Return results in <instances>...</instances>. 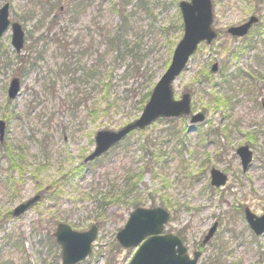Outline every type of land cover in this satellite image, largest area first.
Here are the masks:
<instances>
[{
  "label": "rangeland",
  "instance_id": "374dc122",
  "mask_svg": "<svg viewBox=\"0 0 264 264\" xmlns=\"http://www.w3.org/2000/svg\"><path fill=\"white\" fill-rule=\"evenodd\" d=\"M109 1L94 0L74 24L73 36L89 43L93 37L84 32L85 26L96 21L115 24L117 15L109 13L106 6L102 11L97 6ZM180 1L131 0L129 5V11H135L132 19L137 18L136 25L142 26L138 29L139 36L147 27L151 30L143 40L150 49L145 64L155 74L151 90L164 74L183 36ZM213 1L215 28L223 34L211 45L202 42L174 83L175 98L191 90L193 111L206 110V119L193 130L189 129L192 125L188 118L178 121L188 129L182 133L183 154L176 149V154L169 153L161 157V164L155 163L158 149L170 151L176 142L167 130L171 121L160 119L143 131L130 134L124 144L97 162L81 167L94 149L98 130L119 129L141 111L130 105L131 117L129 109L110 116L90 114L83 93L76 92L69 76L59 75L63 56L51 42L46 47L38 43V52L47 49L44 57H38L32 50L37 66L22 74L25 68L21 60L28 55L29 35L33 33L35 39L46 25L37 27L41 11L26 23L21 19L33 9L32 0H0V7L10 3L11 19L21 22L26 31L20 53L11 44L10 28L0 36V119L6 122L5 136L0 141V264H51L56 258L55 251L40 240L60 222L79 231L98 225L93 252L77 264H128L137 246H119L116 234L135 209L131 203L135 195L139 196L141 207L161 206L169 210L171 220L165 231L181 234L191 257L194 251H200L199 264H264V233L255 234L244 214L246 207L257 215L264 212V0L256 12L254 4L261 0ZM252 14L259 15L261 25L249 42H238L227 35L229 26ZM63 19L61 25L66 24L65 15ZM72 39L68 38L69 42ZM216 62L219 70L213 73L211 68ZM222 69L225 76L241 72L240 77L232 79V88L215 87L222 95L233 97L230 109L213 107L210 103L211 83L222 80ZM13 77L21 80V90L10 99L8 88ZM117 79L123 83L118 76ZM133 83L131 79L129 85ZM211 129L219 131L216 137L207 135ZM201 136L205 138L203 141ZM145 138L156 143L151 148L153 159L144 150L148 146L143 145ZM243 144L250 145L254 153L246 172L236 153ZM7 148L20 160L19 169L11 167ZM213 167L228 175L226 185L211 184ZM128 176L133 177L132 181L140 177L141 181L131 196L127 194V199L111 203V196L125 188ZM54 183L61 192L57 199L46 191ZM38 193L43 196L35 206L24 215L12 216L18 204ZM216 223L215 235L204 244V236ZM8 234H14V239H7ZM17 236L25 243L22 251L14 246Z\"/></svg>",
  "mask_w": 264,
  "mask_h": 264
},
{
  "label": "trees",
  "instance_id": "16d2710c",
  "mask_svg": "<svg viewBox=\"0 0 264 264\" xmlns=\"http://www.w3.org/2000/svg\"><path fill=\"white\" fill-rule=\"evenodd\" d=\"M93 1L94 0H32L34 3L33 9L26 12L21 19H23V21L25 20L24 22L26 23L27 19L34 18L37 15V11H41L42 15L37 21V27L39 29L45 25L46 27L35 39L33 33H30L29 37H31V39L29 38L28 55L24 57L25 59L21 60L25 68L22 74L30 73L37 66V58L33 56L32 50L37 52L38 57H44L47 49L38 52V43L42 42L41 46L46 47V43L51 42L55 45L56 50L63 56L62 62L59 63V75L65 74L69 76L68 81L71 84H75L76 92L80 90L83 93L84 104L90 114L95 116H110L111 114H119L125 109H129V117H131L133 113L131 112L130 105L133 109L135 108L139 112L142 111L150 95L151 89L149 88L153 82V75L155 76L154 73L152 75L151 68L145 64L150 49L144 46L143 40L144 35L151 33V30L150 27H147L146 31L141 30L142 33L139 36L138 29H141L142 26H139V28L136 25L138 21L135 19L137 18L132 19L135 11H129L131 0H116L114 2L110 0L106 4L101 2L97 6L101 11L104 9L103 7L106 6L109 13L117 15L118 21L113 25L104 24L100 21L93 22V24L85 26L83 29L86 34L92 35V40L89 43L84 40H79V38L76 37L77 35L73 36L74 33L72 32V28L74 24L80 20L81 15L88 9ZM261 3H263L262 0L255 2L253 12H256V7ZM60 15L62 16L60 17ZM64 15L66 16V24L61 25L60 21L64 20ZM67 16H69V18H67ZM260 25L261 24H258V26ZM56 29H59V32H57ZM144 31L146 32L145 34ZM251 35H253V32L249 34V37ZM68 38H73V41L69 42ZM166 63H168V61ZM224 73L225 71L222 69L220 71V76H222L220 82L211 83L209 92L211 96L210 103L214 105L213 107L221 108V106H226L230 109L233 97L222 95L221 91L215 89V87L227 85V87L232 88V79L240 77L241 72H233L228 76H225ZM117 76L123 82L122 84L117 79ZM142 78H144V83L140 81ZM131 79H133L134 83L129 85ZM204 93H206V91ZM181 120L185 121V119ZM178 121L179 119L171 120L172 125L167 129L169 135L173 139L176 138L174 148L170 147V151L158 149V158L155 157L154 153L151 151L154 142L146 138L144 139L143 145H148L145 151L152 159L155 157V163L158 162L161 164V157L163 159V157L169 153L176 154V149L181 153L184 149L182 133L188 129L185 124L179 125ZM218 133L219 131L217 129L207 131L208 136L213 135L216 137ZM204 139L205 138L201 136V140L203 141ZM124 142L125 141L120 144H124ZM154 144L156 145V143ZM7 152H10L8 158L12 161L11 167L13 169H19L20 163H18V161L20 160L18 157L12 156V150L9 148H7ZM181 154H183V152ZM172 158L175 159V157ZM156 159L158 160L156 161ZM205 162H207V160H205ZM205 166H207V163H205ZM81 167H85V165L82 164ZM152 169H154V166H152ZM153 171L156 172L155 170ZM132 179L133 177H129L125 186H123L125 188L121 189L119 193L111 196V203L124 201V199H127V194L131 196V192L137 187L138 182L141 181L140 177L136 178L134 181H132ZM53 190L57 191L56 195L52 193ZM46 191L52 195L51 197L53 199L59 198L61 194L56 183L51 185ZM131 203L134 207L140 205L141 200L139 196L135 195L131 197ZM38 223L41 224L42 222L39 221ZM14 237V234H8L6 236V238L10 240L14 239ZM40 242L48 245L51 250L55 251V262L53 261L51 264H59L61 248L57 244L53 233L49 232L48 236H45ZM24 244L23 238L17 236V240L14 241V246L22 251L24 249Z\"/></svg>",
  "mask_w": 264,
  "mask_h": 264
},
{
  "label": "water",
  "instance_id": "95a60500",
  "mask_svg": "<svg viewBox=\"0 0 264 264\" xmlns=\"http://www.w3.org/2000/svg\"><path fill=\"white\" fill-rule=\"evenodd\" d=\"M179 7L183 17L184 34L174 49L171 62L152 89L149 100L144 106L141 115L134 120L123 125L119 129L105 128L97 131L95 135V148L84 159L88 163L105 154L110 148L118 144L133 130L144 129L151 125L159 117H189L191 124L201 123L206 119V110L194 113L192 110V92L185 91L180 99L174 98L173 83L180 76L187 66L198 45L202 41L211 44L215 41L219 33L214 28L215 14L213 0H181ZM258 21V17L253 15L246 23L232 26L228 32L232 35L244 36L251 26ZM11 27L12 45L17 52H21L25 42V31L18 21L12 22L10 19V4L7 2L0 8V36ZM218 63L212 67L216 72ZM21 89V82L18 77H14L10 83L8 95L14 99ZM6 123L0 120V139L3 140ZM246 171L253 158V152L248 145H243L237 149ZM211 183L215 186L224 185L227 175L222 171L213 168L211 170ZM38 194L30 200L16 206L13 215L18 217L23 215L39 199ZM245 217L256 234L264 232V213L260 216L252 213L249 208L245 210ZM170 213L162 207H137L130 213L124 227L117 233V241L125 248L140 244L129 264H198L200 252L194 253L191 258L187 253V247L183 239L173 233L163 234L166 223L169 222ZM217 224H214L203 243H206L215 233ZM98 234V228L93 225L87 231H78L69 224L59 223L54 232L56 241L62 248L61 264H76L84 260L92 252V243Z\"/></svg>",
  "mask_w": 264,
  "mask_h": 264
},
{
  "label": "flooded vegetation",
  "instance_id": "af4514ba",
  "mask_svg": "<svg viewBox=\"0 0 264 264\" xmlns=\"http://www.w3.org/2000/svg\"><path fill=\"white\" fill-rule=\"evenodd\" d=\"M246 20H247V19L243 20L242 22H240V24L243 23V22H245ZM232 38L238 40V42H243L244 40H245V41L250 40V37H246V36H245V37H242V38H238V37H233V36H232Z\"/></svg>",
  "mask_w": 264,
  "mask_h": 264
}]
</instances>
